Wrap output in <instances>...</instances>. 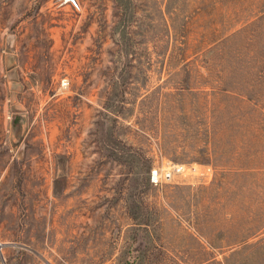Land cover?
Listing matches in <instances>:
<instances>
[{
    "label": "rangeland",
    "instance_id": "rangeland-1",
    "mask_svg": "<svg viewBox=\"0 0 264 264\" xmlns=\"http://www.w3.org/2000/svg\"><path fill=\"white\" fill-rule=\"evenodd\" d=\"M75 2L0 0V264H264V0Z\"/></svg>",
    "mask_w": 264,
    "mask_h": 264
},
{
    "label": "built area",
    "instance_id": "built-area-1",
    "mask_svg": "<svg viewBox=\"0 0 264 264\" xmlns=\"http://www.w3.org/2000/svg\"><path fill=\"white\" fill-rule=\"evenodd\" d=\"M69 2L77 7L75 0H69ZM66 85L64 84V86ZM182 175H198V168L195 165L185 164H171L163 169L155 168L151 171L150 181L154 186H161Z\"/></svg>",
    "mask_w": 264,
    "mask_h": 264
},
{
    "label": "bare ground",
    "instance_id": "bare-ground-1",
    "mask_svg": "<svg viewBox=\"0 0 264 264\" xmlns=\"http://www.w3.org/2000/svg\"><path fill=\"white\" fill-rule=\"evenodd\" d=\"M67 1H69V0H67ZM84 253V252H83ZM86 255V254H85ZM85 257V256H84Z\"/></svg>",
    "mask_w": 264,
    "mask_h": 264
}]
</instances>
